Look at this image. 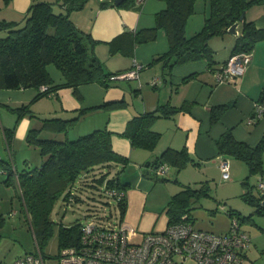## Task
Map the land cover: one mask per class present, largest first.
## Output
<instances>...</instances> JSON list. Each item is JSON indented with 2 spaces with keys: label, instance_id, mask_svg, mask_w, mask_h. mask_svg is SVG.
<instances>
[{
  "label": "crops",
  "instance_id": "0c3cea01",
  "mask_svg": "<svg viewBox=\"0 0 264 264\" xmlns=\"http://www.w3.org/2000/svg\"><path fill=\"white\" fill-rule=\"evenodd\" d=\"M37 0H0V24L17 22V27L23 25L30 4ZM51 2L50 0H46ZM122 1V0H121ZM100 0H87L80 9L72 10L69 14L74 24L94 39L90 45L91 52L102 62L105 71H123L140 64L138 77L134 79H115L109 86L98 82L84 83L77 86V93L72 87H60L48 95L35 99L38 89L34 87L8 89L0 88V158L9 162L15 169H22L32 165L38 166L39 158L32 163L28 154H19L16 150L17 135H21L30 128L38 127L42 118L61 117L69 119L81 112L80 118L73 127L83 126L78 133H87L95 128L106 126L112 131L111 144L114 151L128 158L119 174L120 181L127 184L125 190L126 211L122 223L129 234H136L138 238L152 230H163L168 224L166 212L171 196L186 185L193 187L195 182L203 181L209 186V181L220 172V162L226 159L229 163V177L237 186L236 194L250 206L248 212L240 208L239 204L228 202L225 209H232L240 215H249L254 207L246 202L242 193L247 186L257 195L255 188L249 183L251 175L248 165L241 159L218 153L217 138L227 129L237 139L254 145L264 134V115L254 121L250 115L256 110L257 104L264 96V39L258 40L253 49L250 63L244 73L235 80H218L215 71L233 53L232 48L238 33H231V37L224 34V54L222 59H216L218 53V39L211 37L209 46L214 51V63L208 64L206 59H197L164 68L162 62L149 64L152 58L168 49L165 31L160 29L155 39L137 43L134 36L137 31L155 25L156 13L164 8L163 0H146L141 6L101 7ZM58 9L62 6L58 2ZM208 0H196L195 11L188 18L185 34L193 35L202 28L204 18L208 14ZM198 12L196 16L195 13ZM246 20L253 21L256 27L264 28V3L250 6L245 13ZM238 28V26L236 27ZM6 29L0 28V35ZM48 68V65H47ZM54 82L62 81L61 72L48 69ZM196 74L195 76H190ZM157 80L156 83L152 81ZM106 102H119L116 107H102ZM29 104L33 116L25 114L17 120L14 112L8 107H19ZM169 110L167 114L153 119L151 128L160 134L153 149L133 146L130 140L119 133L125 130L126 124L135 115L154 111L158 106ZM224 105L221 117L211 122L210 107ZM14 128L11 146L5 145V128ZM72 128V127H71ZM70 128V129H71ZM68 131V134L70 132ZM44 136H51V132H42ZM77 134L74 137H77ZM56 136H63L57 134ZM73 137V138H74ZM166 148L187 150L190 158L185 167L177 170L169 165L164 175L156 176L154 161ZM39 154V152H38ZM264 160V153H262ZM22 166L19 168L18 164ZM202 174L199 178V174ZM221 173V172H220ZM1 181L5 182L9 175L0 173ZM264 176V173H261ZM192 177V178H191ZM194 180L192 183V179ZM260 177V176H259ZM248 185H244V181ZM241 182V185H240ZM238 184V185H237ZM197 188V187H196ZM239 191V192H238ZM223 196L230 200L233 196L225 193ZM235 195V194H234ZM220 201L217 200L216 203ZM242 209V210H240ZM216 209H210V214ZM194 225L198 228H213L212 223L199 225L195 216L190 212ZM260 215V214H259ZM255 232H250L242 222V228L250 236V244L244 252L242 264H264V224L253 221ZM215 232H224L229 226V217L225 213L223 223ZM220 229V230H219Z\"/></svg>",
  "mask_w": 264,
  "mask_h": 264
},
{
  "label": "trees",
  "instance_id": "16d2710c",
  "mask_svg": "<svg viewBox=\"0 0 264 264\" xmlns=\"http://www.w3.org/2000/svg\"><path fill=\"white\" fill-rule=\"evenodd\" d=\"M86 1L55 0L62 6L59 12L54 11V2L33 1L22 26L17 27L18 23L12 21L0 24V28L6 29L5 34L0 35V88L34 87L39 90L35 96L37 99L60 87H72L77 93V86L80 84L98 82L103 86H109L115 82L111 76L122 71H105L102 62L90 50L94 39L89 33L79 29L69 16L72 10L82 8ZM163 1L165 6L156 13L155 25L140 29L134 36L135 42L142 43L155 39L158 30L165 31L168 49L152 58L149 64L161 61L164 68L170 69L175 64L203 58L212 65L215 62L214 51L209 46V39L223 36L235 23L238 26L236 28L238 33L232 48L233 54L250 51L258 40L264 39V28L256 27L253 21H248L245 17L250 6L264 3V0H208L209 10L202 28L191 36L185 34V26L195 11L196 0ZM133 5L134 0H122L119 4L115 1H102L100 6L133 7ZM48 64H53L61 72L62 81H53L47 68ZM43 86L46 88L42 89ZM259 102H264V96H260ZM119 105V102H106L102 107ZM29 106L24 104L8 109L16 114L18 120L25 114L33 116ZM224 108V105L210 107L212 123L221 117ZM81 112L69 119L42 118L38 127L28 130L26 140L37 146L42 160L40 165L18 170L11 163L0 159V166L4 167L9 175L5 182L15 180L17 175L22 209L40 250L41 244L52 231L51 212L59 198L66 203L76 202L80 199L81 192L88 188L99 190L100 195L111 198L105 192L106 186H116L124 191L127 188V184L120 181L119 174L128 158L113 150L112 131L104 126L74 138L68 136L69 129L80 118ZM167 112L169 110H163L160 105L154 111L135 115L119 135L128 138L133 146L153 149L160 134L151 128L152 121ZM262 115L264 111L260 116ZM260 116L256 110L250 115L254 121ZM14 128L4 130L6 147L11 146ZM42 132H51L54 136H42ZM60 133L63 136L57 138L55 135ZM216 143L218 153L243 160L251 174L264 173L262 160L264 134L256 144L250 145L237 140L231 130L227 129L217 138ZM189 160L185 148H166L153 164L154 169L162 163H167L180 170ZM243 183L248 185L246 180ZM247 187L242 197L254 207V212L240 215L232 209H225L230 214H236L241 222H253L254 213L264 215V206L259 204V191L257 190L255 195L251 187ZM207 194L209 186L205 184L200 188L186 185L184 189L173 194L166 209L168 223L176 222L185 212L190 214L191 201ZM116 204L120 223L127 207L126 198ZM79 225L80 223L59 225V249L77 242L80 234Z\"/></svg>",
  "mask_w": 264,
  "mask_h": 264
},
{
  "label": "built area",
  "instance_id": "2783aa9c",
  "mask_svg": "<svg viewBox=\"0 0 264 264\" xmlns=\"http://www.w3.org/2000/svg\"><path fill=\"white\" fill-rule=\"evenodd\" d=\"M113 2L114 0H100ZM146 0H134V5L141 6ZM252 50L232 54L215 71L218 80L233 81L241 76L248 67ZM140 64L118 74L112 79H134L138 77ZM157 80L152 81L156 83ZM43 86L42 89H45ZM260 116L264 107L256 106ZM8 148V146H7ZM1 159V158H0ZM222 179L229 177V163L221 160L219 165ZM169 169L167 163L155 167L154 172L164 175ZM7 170L0 166V173ZM18 184L17 175H15ZM260 206H264V176L257 182ZM18 190L21 189L18 186ZM105 192L117 203L125 197V191L105 187ZM221 208H224L221 205ZM225 213L229 217L228 229L215 232L198 228L191 215L183 213L179 220L168 223L163 230L146 232L138 241H130L127 228L122 223L110 226L93 220L79 225L80 234L76 243L63 246L56 255V264H242L244 252L250 244L249 234L242 228V222L236 214ZM0 264H47L45 256L37 245L34 252L24 253L9 262Z\"/></svg>",
  "mask_w": 264,
  "mask_h": 264
},
{
  "label": "rangeland",
  "instance_id": "374dc122",
  "mask_svg": "<svg viewBox=\"0 0 264 264\" xmlns=\"http://www.w3.org/2000/svg\"><path fill=\"white\" fill-rule=\"evenodd\" d=\"M54 2V11L59 12L58 4H55V0H50ZM198 15V12L195 13ZM227 37H231V33L226 32ZM218 39V46L220 47L218 53L216 52V59H222L224 54V35L216 36ZM48 69L60 73V71L53 65L48 64ZM83 126L72 127L68 134L69 137H74L78 133V130H82ZM26 131L21 135H17L16 138V150L19 154L25 153L31 157L32 163L35 164V160L39 158L38 148L33 143H29L26 140ZM42 136H44L42 134ZM51 136H54L52 134ZM49 136V137H51ZM56 136V135H55ZM59 138V136H56ZM230 161V160H228ZM21 163L18 164L20 168ZM31 166H35L32 165ZM221 172V171H220ZM218 173L213 179L209 181L210 185V196H203L198 199H194L191 202V212L195 216V220L199 225L201 222L204 224H209L213 221L212 226L215 230L220 228L219 224L224 222L225 219V208H221V204L226 206L229 205L228 202L233 201V204H239L240 208L245 207L243 213L248 212L250 206L247 205L240 197L237 195V186L228 179H222L221 173ZM202 174L200 173L197 177L199 178ZM261 177V173H259ZM258 174L251 175L249 178V183L255 188L260 177ZM192 179V183L194 180ZM192 178V177H191ZM206 182V181H205ZM203 181L195 182L193 187L200 188L203 184H207ZM238 185V184H237ZM241 185V182H240ZM257 189V187H256ZM99 190H94L88 188L81 192L80 199L76 202L66 203L62 198H59L51 212L52 231L47 236L46 240L41 244V251L45 256L47 264H56V255L59 251L58 242V228L60 224L69 226L75 223H83L87 220H93L96 222H101L104 225L115 226L118 225L119 210L117 204L113 198L106 197L99 194ZM239 192V191H238ZM225 193H230L233 196L228 199L223 196ZM235 194V195H234ZM219 200V203L216 201ZM210 209H216L214 213L210 214ZM0 215L2 219L0 220V261L9 262L15 257L22 255L26 252H34L37 249V243L35 241L32 229L26 219V215L22 209L21 200L18 195V188L16 181L9 180L8 182L1 181L0 176ZM252 220L257 223L264 224V215L252 214ZM253 222H246V228L252 233L255 232V227ZM197 226V225H196ZM210 228L211 230H214ZM220 230V229H219ZM130 241H138V236L136 234H129ZM264 247V244H262Z\"/></svg>",
  "mask_w": 264,
  "mask_h": 264
},
{
  "label": "water",
  "instance_id": "95a60500",
  "mask_svg": "<svg viewBox=\"0 0 264 264\" xmlns=\"http://www.w3.org/2000/svg\"><path fill=\"white\" fill-rule=\"evenodd\" d=\"M114 1L116 4H119L121 2V0H114ZM241 18H242V16H241ZM236 27H237V23H235L234 25L229 27L228 31L231 33H236L237 32Z\"/></svg>",
  "mask_w": 264,
  "mask_h": 264
}]
</instances>
